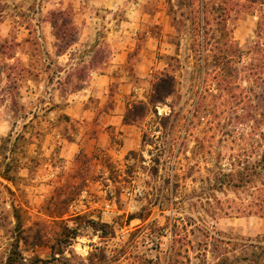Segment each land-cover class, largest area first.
Here are the masks:
<instances>
[{
    "label": "rangeland",
    "instance_id": "obj_1",
    "mask_svg": "<svg viewBox=\"0 0 264 264\" xmlns=\"http://www.w3.org/2000/svg\"><path fill=\"white\" fill-rule=\"evenodd\" d=\"M200 8L201 0H0V44L9 46L0 48V264L28 235L60 251L56 262L50 245L21 242L26 262L243 264L236 259L250 256L251 239L264 235L263 218L251 216L250 84L241 75L223 93L204 77L194 51ZM58 11L79 30L61 55L51 24ZM259 14L228 23L245 51L258 40ZM250 65L244 57L237 66L244 74ZM166 76L176 87L157 105L162 124L152 111L126 124ZM136 215L143 219L129 221ZM207 236L230 244L217 249Z\"/></svg>",
    "mask_w": 264,
    "mask_h": 264
},
{
    "label": "trees",
    "instance_id": "obj_2",
    "mask_svg": "<svg viewBox=\"0 0 264 264\" xmlns=\"http://www.w3.org/2000/svg\"><path fill=\"white\" fill-rule=\"evenodd\" d=\"M257 11L259 12V21L257 24V41L251 44V48L247 51L240 48L232 38L231 31L229 30V21L239 12L242 11ZM201 18L198 25V37L200 42L195 46L194 51L198 53L199 59L202 62V72L204 77L209 76L211 82L214 83L218 92L225 93L226 91L234 90L237 88L233 83L235 79H238L243 75V79L247 80L250 84L245 88L244 97H248V100H243L245 104L251 107V188L253 193L251 194V216L259 215L264 220V152L259 158H256V152L263 148L264 145V0H201ZM2 12H0L1 17ZM52 27L54 29V37L57 41L56 48L59 55L63 54L70 46L75 44L78 40L79 30L74 23L73 17L68 11H58L52 14ZM17 46V44L15 45ZM0 48L5 49V44H0ZM244 57H251V65L241 74L238 64L241 63ZM93 69L94 65H85L83 69H79L78 81L79 83L86 82L85 71L87 69ZM25 69V68H24ZM26 70V69H25ZM204 84L206 81L204 80ZM79 84L75 85V89L78 90ZM81 85V84H80ZM175 79L171 76L161 77L154 84L153 94L149 106L140 101L133 105L125 115V123H140L144 121L148 114L152 111L155 115V120L162 124L163 118L158 115L156 110L158 104H163L169 97L175 93ZM152 108V109H151ZM260 112V113H259ZM241 120L247 121L249 118L243 114V117L239 116ZM147 135L144 134L143 142L145 143ZM137 153L130 152L127 158L136 156ZM88 163L91 162V158L82 156ZM159 158L154 162L159 163ZM4 177L10 180V176L7 171L4 172ZM84 186L87 183V178L83 177ZM83 190H81L82 192ZM72 199L64 201L65 204L71 202ZM64 212L59 210L56 217H61ZM140 218L136 216H130L129 221ZM143 219V218H140ZM18 226L21 228V217L17 216ZM56 221V220H55ZM177 223L173 225V237L174 244L178 234ZM99 225V224H98ZM103 228L108 226L101 224ZM31 231L32 228H29ZM97 231L99 229L96 228ZM112 234V233H110ZM78 234H68V245H72V239ZM105 235H108L105 233ZM207 238L214 239L219 243L218 248H224L225 245H229L227 241L223 239H217L215 236H207ZM23 243L27 247H39L43 245H50L49 240L44 236H17L15 245L13 246L5 264H51L50 260L42 259L38 256H34L29 262H26L22 252L19 250L20 243ZM64 243L63 240H58L57 245ZM250 256L236 259L237 262L247 264H264V235L257 237L255 240L251 239L250 244ZM52 249V260L59 261L56 258V245H50ZM174 250V249H173ZM62 255V254H61ZM223 261L228 262L229 259L225 258Z\"/></svg>",
    "mask_w": 264,
    "mask_h": 264
}]
</instances>
